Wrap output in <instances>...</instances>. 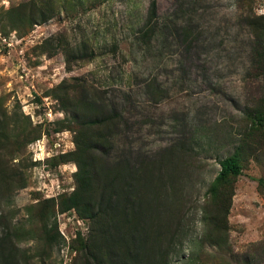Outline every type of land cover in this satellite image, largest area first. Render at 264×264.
Returning <instances> with one entry per match:
<instances>
[{
    "label": "rangeland",
    "instance_id": "374dc122",
    "mask_svg": "<svg viewBox=\"0 0 264 264\" xmlns=\"http://www.w3.org/2000/svg\"><path fill=\"white\" fill-rule=\"evenodd\" d=\"M151 1L0 0V264H264L246 5L156 0L142 38Z\"/></svg>",
    "mask_w": 264,
    "mask_h": 264
},
{
    "label": "trees",
    "instance_id": "16d2710c",
    "mask_svg": "<svg viewBox=\"0 0 264 264\" xmlns=\"http://www.w3.org/2000/svg\"><path fill=\"white\" fill-rule=\"evenodd\" d=\"M246 5V12L244 14V22L245 26L249 32L250 37L253 39V49L251 53V64L253 66V71L257 72L258 76L263 78L264 80V14L262 15H254L251 10V6L249 5V0H243ZM157 4L156 0H152L148 6L146 18L144 20L143 26L138 32L140 37H152L155 33V20L157 18ZM264 110V108H263ZM263 110H255L250 115V120L256 126L261 125V121L264 120V111ZM119 119V116H115L113 120ZM105 123V121L100 122V124ZM108 141L105 140L104 137H98V145H95L96 148L99 146L104 148V146L108 145ZM80 158V157H79ZM78 161H76L77 163ZM123 165V164H121ZM78 169L75 173L77 182L80 183V187H78L72 195L68 198V203L65 206L66 210L74 209L79 211V206H90V174L88 171L81 169L79 164L77 165ZM241 174V168L239 164V157L237 153L223 159L219 162V172L214 179V182L211 186L212 195H216L218 189L221 185H223L228 178L237 177ZM258 184L264 188V181L259 180Z\"/></svg>",
    "mask_w": 264,
    "mask_h": 264
}]
</instances>
